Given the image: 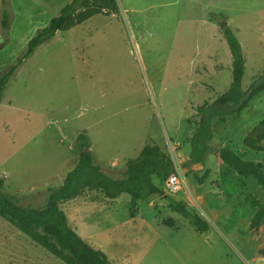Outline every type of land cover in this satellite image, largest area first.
<instances>
[{"label": "rangeland", "instance_id": "1", "mask_svg": "<svg viewBox=\"0 0 264 264\" xmlns=\"http://www.w3.org/2000/svg\"><path fill=\"white\" fill-rule=\"evenodd\" d=\"M4 1L11 25L4 35L0 20V78L72 0ZM117 3V14L58 31L7 84L0 101L6 191L22 206L45 208L79 161L82 132L102 170L116 179L145 145L157 144L182 169L186 190L170 194L165 178L155 176L165 195L139 201L136 213L129 194L108 199L85 191L61 205L70 225L110 264H264V189L216 154L187 164L197 108L233 81L226 27L243 46L244 88L264 74V0ZM262 122L264 92L240 114L215 121L214 146L264 164ZM166 196L184 202L210 230L198 232ZM169 219L174 227L165 225ZM0 264L65 263L0 217Z\"/></svg>", "mask_w": 264, "mask_h": 264}, {"label": "trees", "instance_id": "2", "mask_svg": "<svg viewBox=\"0 0 264 264\" xmlns=\"http://www.w3.org/2000/svg\"><path fill=\"white\" fill-rule=\"evenodd\" d=\"M118 12L117 0H72L47 27L38 30L18 63L1 76L0 101L7 84L23 60L34 54L39 46L52 39L58 31L72 29L99 14L113 15ZM10 25L11 14L3 0L1 28L4 35ZM224 35L233 58V81L226 92L197 108L199 119L191 138L187 164L204 163L209 155L216 154L229 168L242 177H253L264 189V164L244 159L228 147L217 149L213 143L215 121L225 122L228 117L240 114L264 92V74L259 75L248 88H244L246 59L243 46L230 26L225 28ZM261 125L264 128V122ZM76 142L79 151L83 148L89 150L80 152L77 165L67 174L62 186L51 193L45 208L36 209L18 204L5 189V178L0 176V217L65 264H110L104 251L87 242L70 225L62 203L92 190L100 191L108 199L129 194L132 211L136 213L139 201H145L154 195H165L164 190L154 183L153 177H164L166 180L174 171V164L159 145L147 144L138 157L128 161L124 177L116 179L105 173L96 161L87 133L79 134ZM166 199L169 208L189 220L198 232L206 233L210 230L209 222L198 213L191 212L184 202L171 196H166ZM174 223L173 219H169L165 225L174 227ZM262 253L264 255V248Z\"/></svg>", "mask_w": 264, "mask_h": 264}, {"label": "built area", "instance_id": "3", "mask_svg": "<svg viewBox=\"0 0 264 264\" xmlns=\"http://www.w3.org/2000/svg\"><path fill=\"white\" fill-rule=\"evenodd\" d=\"M173 164L174 171L166 179V191L170 194H178L180 191L186 190L187 185L182 169L174 161Z\"/></svg>", "mask_w": 264, "mask_h": 264}, {"label": "water", "instance_id": "4", "mask_svg": "<svg viewBox=\"0 0 264 264\" xmlns=\"http://www.w3.org/2000/svg\"><path fill=\"white\" fill-rule=\"evenodd\" d=\"M227 23H224L223 25H222V27L223 26H225ZM89 150V148H83V149H81V151L80 152H86V151H88Z\"/></svg>", "mask_w": 264, "mask_h": 264}, {"label": "crops", "instance_id": "5", "mask_svg": "<svg viewBox=\"0 0 264 264\" xmlns=\"http://www.w3.org/2000/svg\"><path fill=\"white\" fill-rule=\"evenodd\" d=\"M1 11H2V7H1V4H0V20H1Z\"/></svg>", "mask_w": 264, "mask_h": 264}]
</instances>
